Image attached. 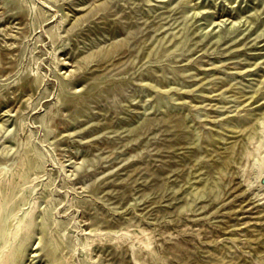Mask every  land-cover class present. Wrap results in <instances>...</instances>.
I'll list each match as a JSON object with an SVG mask.
<instances>
[{"label":"rangeland","instance_id":"1","mask_svg":"<svg viewBox=\"0 0 264 264\" xmlns=\"http://www.w3.org/2000/svg\"><path fill=\"white\" fill-rule=\"evenodd\" d=\"M30 149L11 264H264V0H0L6 190Z\"/></svg>","mask_w":264,"mask_h":264},{"label":"bare ground","instance_id":"2","mask_svg":"<svg viewBox=\"0 0 264 264\" xmlns=\"http://www.w3.org/2000/svg\"><path fill=\"white\" fill-rule=\"evenodd\" d=\"M29 151L31 154L22 159L23 169L17 174L19 182L12 183L8 190L5 189V185H0V264H11L15 252L28 237L36 212L35 204L21 212V205L27 201V192L30 190L32 192L37 186L34 184L35 178H32L33 173L30 172L41 168L40 156L34 149ZM259 169L260 173H264V160ZM45 216H50V209L46 211ZM48 224L50 225V221ZM139 239L143 241L146 249L151 247L152 242L148 235L141 234ZM19 253L23 256L24 249Z\"/></svg>","mask_w":264,"mask_h":264}]
</instances>
